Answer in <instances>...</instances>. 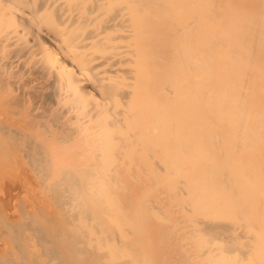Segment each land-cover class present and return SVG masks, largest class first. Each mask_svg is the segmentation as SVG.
<instances>
[{
	"label": "bare ground",
	"instance_id": "1",
	"mask_svg": "<svg viewBox=\"0 0 264 264\" xmlns=\"http://www.w3.org/2000/svg\"><path fill=\"white\" fill-rule=\"evenodd\" d=\"M0 264H264V0H0Z\"/></svg>",
	"mask_w": 264,
	"mask_h": 264
}]
</instances>
